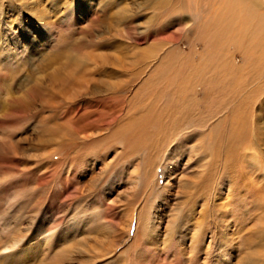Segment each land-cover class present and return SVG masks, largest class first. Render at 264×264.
Returning a JSON list of instances; mask_svg holds the SVG:
<instances>
[{
  "label": "rangeland",
  "instance_id": "rangeland-1",
  "mask_svg": "<svg viewBox=\"0 0 264 264\" xmlns=\"http://www.w3.org/2000/svg\"><path fill=\"white\" fill-rule=\"evenodd\" d=\"M252 1L0 0V264H264Z\"/></svg>",
  "mask_w": 264,
  "mask_h": 264
},
{
  "label": "bare ground",
  "instance_id": "bare-ground-1",
  "mask_svg": "<svg viewBox=\"0 0 264 264\" xmlns=\"http://www.w3.org/2000/svg\"><path fill=\"white\" fill-rule=\"evenodd\" d=\"M216 2L218 3L219 8H223V9H226L228 11V13L230 14V16L228 15L229 18H233L235 21H238V19H242V17H252V16L258 15L260 13V10H258L254 7L252 0H247L248 4H247L246 8L243 7L242 9L235 7L234 0H216ZM218 17H219V19H218ZM220 17L222 19H226V15L223 14V10H222V14H219L216 17V19L220 20ZM169 134H171V133H168V132L166 133V135H169Z\"/></svg>",
  "mask_w": 264,
  "mask_h": 264
}]
</instances>
